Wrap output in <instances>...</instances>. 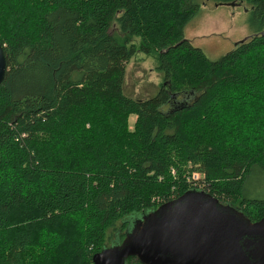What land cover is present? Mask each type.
I'll use <instances>...</instances> for the list:
<instances>
[{
	"label": "trees",
	"instance_id": "1",
	"mask_svg": "<svg viewBox=\"0 0 264 264\" xmlns=\"http://www.w3.org/2000/svg\"><path fill=\"white\" fill-rule=\"evenodd\" d=\"M212 1L252 30L217 60L183 36L199 0H0V264H94L190 190L264 217L244 193L264 178V0ZM136 50L162 77L148 98L124 92Z\"/></svg>",
	"mask_w": 264,
	"mask_h": 264
},
{
	"label": "water",
	"instance_id": "2",
	"mask_svg": "<svg viewBox=\"0 0 264 264\" xmlns=\"http://www.w3.org/2000/svg\"><path fill=\"white\" fill-rule=\"evenodd\" d=\"M5 71L0 45V84ZM129 257L141 264H264V217L251 222L205 191L190 190L134 220L121 243L104 247L92 261L125 264Z\"/></svg>",
	"mask_w": 264,
	"mask_h": 264
},
{
	"label": "rangeland",
	"instance_id": "3",
	"mask_svg": "<svg viewBox=\"0 0 264 264\" xmlns=\"http://www.w3.org/2000/svg\"><path fill=\"white\" fill-rule=\"evenodd\" d=\"M199 2L201 3L199 9L183 28V36L190 40L193 46L200 48L210 60H217L231 50L234 43L251 34L248 8L243 6L241 1L238 6L215 4L212 0ZM117 31L113 25L110 32L117 35ZM161 83L162 77L155 69L154 57L136 50L125 65L123 83L125 94L134 98H148L157 92ZM134 118V115L129 116V125H132ZM244 193L248 197L264 196V178L259 172L253 171L247 177ZM140 218L141 215L136 216L132 222ZM112 245H115L114 241L107 243V246Z\"/></svg>",
	"mask_w": 264,
	"mask_h": 264
},
{
	"label": "built area",
	"instance_id": "4",
	"mask_svg": "<svg viewBox=\"0 0 264 264\" xmlns=\"http://www.w3.org/2000/svg\"><path fill=\"white\" fill-rule=\"evenodd\" d=\"M198 175H199L198 173H193V174H192V178H194V179H198V178H199Z\"/></svg>",
	"mask_w": 264,
	"mask_h": 264
},
{
	"label": "bare ground",
	"instance_id": "5",
	"mask_svg": "<svg viewBox=\"0 0 264 264\" xmlns=\"http://www.w3.org/2000/svg\"><path fill=\"white\" fill-rule=\"evenodd\" d=\"M252 35V34H251Z\"/></svg>",
	"mask_w": 264,
	"mask_h": 264
}]
</instances>
